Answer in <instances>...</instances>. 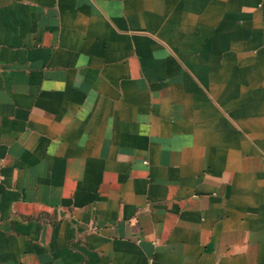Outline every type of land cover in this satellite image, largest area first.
Listing matches in <instances>:
<instances>
[{
	"label": "crops",
	"instance_id": "0c3cea01",
	"mask_svg": "<svg viewBox=\"0 0 264 264\" xmlns=\"http://www.w3.org/2000/svg\"><path fill=\"white\" fill-rule=\"evenodd\" d=\"M0 264H264V0H0Z\"/></svg>",
	"mask_w": 264,
	"mask_h": 264
}]
</instances>
